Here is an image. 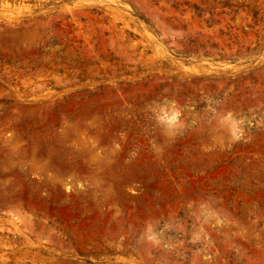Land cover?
<instances>
[{
  "label": "rangeland",
  "instance_id": "374dc122",
  "mask_svg": "<svg viewBox=\"0 0 264 264\" xmlns=\"http://www.w3.org/2000/svg\"><path fill=\"white\" fill-rule=\"evenodd\" d=\"M0 264H264V0H0Z\"/></svg>",
  "mask_w": 264,
  "mask_h": 264
}]
</instances>
